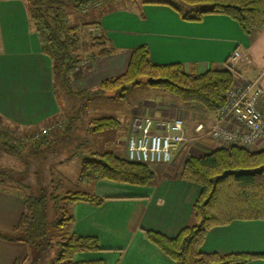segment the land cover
Segmentation results:
<instances>
[{"label":"crops","instance_id":"1","mask_svg":"<svg viewBox=\"0 0 264 264\" xmlns=\"http://www.w3.org/2000/svg\"><path fill=\"white\" fill-rule=\"evenodd\" d=\"M141 1L113 3L87 18L82 17L86 11L80 18L72 17L78 24L82 20V24H91L84 27L90 30V36H98L101 31L117 50L94 60L82 59L71 74L74 90H91L101 81L122 74L130 51L141 45L148 48L154 65L179 64L186 73L195 74L209 69L223 70L227 58L236 50L250 63H238L233 81L240 85L256 80L261 92L257 108L264 117V28L248 38L225 16L209 14L199 22H186L166 5H141ZM153 93L156 94L149 100L139 99L129 110L128 134L126 138L118 137V143L119 138L126 140L134 134L135 122L147 115L156 124L185 115L186 126L191 129L195 123L209 128L216 120V113L187 108L161 90ZM58 113L59 105L52 92L51 61L41 52L40 39L31 28L25 1L0 0V120L17 128H35L53 120ZM226 126L233 131L240 129L230 122ZM218 148H221L218 142L205 136L194 147L181 146L166 171L159 172L152 183L144 186L107 180L81 181L88 188L83 192L105 200L99 205L75 203L71 208L70 232L79 237H95L100 250L77 253L73 260L175 264L145 233L153 231L174 238L189 224L191 205L198 197L199 188L179 180L177 174L189 156H200ZM245 148L250 152L262 151L264 142ZM23 208L18 194L0 188V264H24L25 244L7 239L17 227ZM199 251L264 254V221H233L211 228ZM247 264H264V261Z\"/></svg>","mask_w":264,"mask_h":264},{"label":"trees","instance_id":"2","mask_svg":"<svg viewBox=\"0 0 264 264\" xmlns=\"http://www.w3.org/2000/svg\"><path fill=\"white\" fill-rule=\"evenodd\" d=\"M24 1L31 28L40 39L41 52L51 61L53 95L60 110L64 107L62 103L66 110H70L62 114L65 125H68L63 134L79 121V112L85 110L94 98L108 96L124 100L129 89L141 84L160 89L187 108L216 113L224 105L234 69H209L195 74L186 73L179 64L154 65L145 45L130 51L127 67L122 74L101 81L91 90H74L71 74L83 59L81 53L85 51V45L80 42L78 27L68 25L66 9H85L86 5L99 4V0ZM100 1L116 3L115 0ZM140 4L166 5L186 22H199L209 14L222 15L234 21L248 38L264 28V0H142ZM89 41L87 49H98L94 54H89L90 60L117 52L101 31L98 36H90ZM148 78L160 83L149 85ZM86 125L88 132L104 133L117 129L119 122L114 118L102 117L92 118ZM0 141V145L11 154L18 153L13 146L17 141L11 144L13 140L6 132H0ZM46 143L44 138L34 140L32 149ZM75 155L73 152L68 159ZM79 161L78 180L87 183L107 180L144 186L155 179V172L148 165L128 162L112 152L82 155ZM6 173L16 175L12 170H2L0 188L18 194L24 207L17 227L7 239L25 244L27 254L24 264H104L101 260H73L77 253L99 251L100 247L95 237L75 236L70 232V225L71 208L75 203L99 205L105 198L85 192L57 195L54 192L58 184H53V181L47 186L33 188L16 182ZM177 178L199 188L198 197L191 205V223L174 238L146 231L145 235L153 245L175 264H247L264 261V254H203L199 251L211 228L226 226L233 221H264V150L250 152L241 146H230L200 156H189ZM6 182L13 185L2 187Z\"/></svg>","mask_w":264,"mask_h":264},{"label":"rangeland","instance_id":"3","mask_svg":"<svg viewBox=\"0 0 264 264\" xmlns=\"http://www.w3.org/2000/svg\"><path fill=\"white\" fill-rule=\"evenodd\" d=\"M136 1L139 2L141 0ZM98 2L99 4L97 5H86L85 9L81 10H76L70 7L66 9L68 25L74 26L75 24V26L78 27L80 42L85 45V51L81 53L83 59L89 58V54H94V52H96L98 49H94L95 51H90L87 49V45L90 42V30H84V27L81 26L83 23L82 19V23L78 24L73 22L74 19L72 17H74V15H78V18H80L81 14L86 11L83 13L82 17L87 18L91 14H94L95 12H102L110 6V3L108 2L100 0ZM115 2L116 5H125L127 0H115ZM246 63H250V60H248ZM245 83L246 82H244L243 85ZM234 84L235 87L241 86V84L237 85L234 81H232L231 86ZM148 88L155 91L160 90L158 88L154 89V87L141 84L135 88L129 89L124 100L118 98H108V96L94 98L90 103H88L85 110L79 112V121L75 125H72V128L67 130V132L64 134V129H67L66 126L68 127V125H65L66 120L62 114L65 111L67 112L70 110H66V107L62 102V106H64L62 108L63 110H60L59 108V113L57 116L53 118V120H50L48 123L40 127L16 128L0 120V132H6L8 137L10 139L12 138L13 141H11V144L16 140L17 143L15 142V145L13 146L18 149V153L14 155L11 154L8 149L6 150L0 145V172L2 170H12V172H14L16 175L14 176L11 173H6L8 177H11L18 183L21 182L33 188L47 186L50 181H53V184H58V188L54 192L57 195H63L67 192L87 191L86 189L88 188H86L85 184L78 180V172L80 167L79 157L86 154L89 155L91 153L112 152L118 157L125 158L124 144L126 140H124V138H119L120 143H118V140L116 139H118V137L126 138L128 134V128L126 127L128 112L135 107L136 102L139 99H143L144 97L149 100L152 95L156 94L153 93L155 91H149L150 89ZM76 107L78 108V106ZM76 107L74 109H77ZM102 117L116 119L119 122V127L115 130L104 133H91L86 130V124L88 120ZM144 117L153 118L150 115ZM215 122L216 120L214 123ZM197 124L198 123H195L192 129L188 128L189 130L187 132V137H189L188 140L190 141H188L186 146L189 144L190 147H194L196 146V143L199 142V139L203 138L202 136L198 139L199 134L197 135L194 133V127ZM44 128H46L45 133L42 132V129ZM211 128L212 126L204 129L207 131ZM30 134H35L37 140L44 138L47 143L40 145L37 147L38 149L33 150L32 147L34 146H32V143L34 140L31 139ZM213 141L218 142L221 148L230 147L225 146L223 143L217 140ZM114 142H116V145ZM73 152L76 153L75 157L68 159L70 154ZM170 164L171 162L166 165L148 166L155 172L156 177L159 175V172L162 173L166 171V166ZM11 185L10 183L6 182L5 185H2V187H9ZM190 223L191 216L189 224Z\"/></svg>","mask_w":264,"mask_h":264},{"label":"built area","instance_id":"4","mask_svg":"<svg viewBox=\"0 0 264 264\" xmlns=\"http://www.w3.org/2000/svg\"><path fill=\"white\" fill-rule=\"evenodd\" d=\"M241 62H248V58L235 50L227 58L225 67L235 69ZM260 95L256 80L236 87L234 84L226 93L224 105L216 112V122L212 128L205 131L202 124H197L194 133L199 134L198 139L206 135L205 137L217 140L227 147L236 145L245 148L264 142V117L257 108ZM186 117L178 116L158 124L151 117H143L135 122V133L127 137L125 142V159L144 165L169 164L173 154L190 141L187 137L189 127L186 126ZM227 122L240 129L233 131L226 126ZM42 132L45 133L46 128ZM30 136L37 140L35 134Z\"/></svg>","mask_w":264,"mask_h":264},{"label":"water","instance_id":"5","mask_svg":"<svg viewBox=\"0 0 264 264\" xmlns=\"http://www.w3.org/2000/svg\"><path fill=\"white\" fill-rule=\"evenodd\" d=\"M147 83H148L149 85H156V84H159L160 81H159V80H153V79H151V78H148V79H147Z\"/></svg>","mask_w":264,"mask_h":264}]
</instances>
